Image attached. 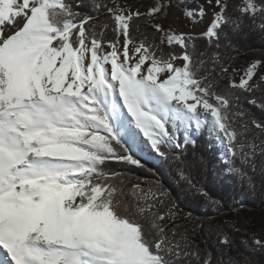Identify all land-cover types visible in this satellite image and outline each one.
I'll return each instance as SVG.
<instances>
[{"label": "snow or ice", "instance_id": "1", "mask_svg": "<svg viewBox=\"0 0 264 264\" xmlns=\"http://www.w3.org/2000/svg\"><path fill=\"white\" fill-rule=\"evenodd\" d=\"M173 7L193 29L210 19L166 27ZM245 30L264 34V0H153L145 12L120 0H0V264H238L220 225L208 224L215 256L200 247L205 221L178 210L180 194L108 166L155 174L143 154L170 160L182 194L218 212L181 155L206 132L255 191L264 59L233 66Z\"/></svg>", "mask_w": 264, "mask_h": 264}, {"label": "trees", "instance_id": "2", "mask_svg": "<svg viewBox=\"0 0 264 264\" xmlns=\"http://www.w3.org/2000/svg\"><path fill=\"white\" fill-rule=\"evenodd\" d=\"M132 7H138V0H120ZM189 0H185L188 3ZM86 10V9H85ZM141 24L143 22H140ZM112 37L111 31L108 33ZM235 51L231 52L233 66L236 69L245 67L253 58L264 59V34L258 31H248L234 37ZM249 110L257 117L261 116L258 109L249 106ZM195 145H186L181 151L185 161L186 170L192 177L193 182L202 187L215 200L221 202L220 210L214 211L208 207L203 197L192 192L182 194L187 185L184 182L177 183L175 172L176 165L162 157L159 159L143 155L149 168H153L155 174L137 168H128L118 164H110L112 171L132 173L133 179L140 177L154 181L159 179L165 188L171 189L172 196L180 194L178 201L181 213L191 212L193 217L204 219V231L199 230L195 239L200 247H211L213 255L216 254V237L209 234L208 224L220 225L227 233L231 241L230 255L238 264H264V248H257L252 242L254 233L264 234V177L259 174L253 176L256 184L255 191H250L245 182H241L235 175L227 171L228 165L219 160L220 148H209L207 133L193 135ZM183 142L182 134L180 136ZM215 145V141H212ZM206 162V166L201 160ZM235 225V228L230 226Z\"/></svg>", "mask_w": 264, "mask_h": 264}, {"label": "rangeland", "instance_id": "3", "mask_svg": "<svg viewBox=\"0 0 264 264\" xmlns=\"http://www.w3.org/2000/svg\"><path fill=\"white\" fill-rule=\"evenodd\" d=\"M139 6L138 7H133V9H139L140 12H145L146 9L150 6V4L153 2V0H138ZM174 3H179V0H174ZM210 19V15L205 16L203 22H201L199 25L196 26L195 29H193L189 22L181 15V9L178 7H173L170 12L168 18L164 21L165 26L167 27L168 25H171L173 28L179 30V31H199L202 29L205 24L208 22ZM107 50V48L105 49ZM244 67H240L238 70H242ZM241 72L237 71L234 76L238 80ZM147 157L150 158H155L159 159L158 156L152 153H145L143 154ZM254 240H261L264 241V234L262 233H254L253 234Z\"/></svg>", "mask_w": 264, "mask_h": 264}]
</instances>
